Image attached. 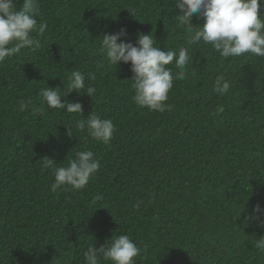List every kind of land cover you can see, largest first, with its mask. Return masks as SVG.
<instances>
[{
    "label": "trees",
    "instance_id": "1",
    "mask_svg": "<svg viewBox=\"0 0 264 264\" xmlns=\"http://www.w3.org/2000/svg\"><path fill=\"white\" fill-rule=\"evenodd\" d=\"M38 5L37 21L47 23L41 48L0 63V264H86L90 244L124 233L141 249L136 264H264L255 246L264 237V57L226 59L210 44H194L170 107L153 111L132 99L130 62L115 67L97 49L104 34L125 28V42L151 33L162 50H178L192 33L179 23L175 0ZM192 23L204 20L194 15ZM76 70L96 89L64 97L81 103V116L37 112L39 90L65 94ZM220 74L231 83L224 96L213 91ZM91 113L115 125L109 144L75 127ZM84 149L100 169L84 189L52 192L53 169H42L41 158L67 166ZM97 195L103 199L93 203ZM256 205L260 217L250 221Z\"/></svg>",
    "mask_w": 264,
    "mask_h": 264
},
{
    "label": "clouds",
    "instance_id": "2",
    "mask_svg": "<svg viewBox=\"0 0 264 264\" xmlns=\"http://www.w3.org/2000/svg\"><path fill=\"white\" fill-rule=\"evenodd\" d=\"M175 7L180 14L176 17L179 23L192 33L184 46L178 50L156 46L154 36L138 33L135 44L125 42L127 31L121 28L114 34H104L97 49L99 55L105 57L108 64L117 66L123 62L131 64L132 82L134 89L133 101L140 107L164 112L170 105L166 103L174 80L186 79L187 66L193 61L189 55L192 45L199 42L210 44L224 58L241 57L252 54L264 57V0H175ZM40 15L38 0H23L18 7L17 0H0V63L6 58L20 53L21 49L36 51L41 48L38 38L46 31L47 23L37 21ZM203 18L202 26L193 25L192 18ZM195 26V27H194ZM35 33V35H33ZM125 38V39H122ZM119 41V42H118ZM178 71L174 72L172 67ZM89 80H95V74H88ZM66 93L62 95L60 88L44 87L39 90L41 106L36 109L43 114L47 109L65 110L66 113H78L81 116L82 105L79 101L65 99L68 93L85 90L84 94L91 97L96 89L85 84V74L72 71L68 77ZM231 88V83L224 75H217L213 91L224 96ZM27 107L22 101L20 110ZM75 127L86 131L94 140L107 145L115 132L111 119L101 118L99 114L91 113L86 119L76 122ZM73 134L71 126L66 133ZM42 169H53L54 181L50 186L52 192L60 189L79 191L84 189L90 178L100 169V160L94 152L88 149L75 153L69 158L67 166L54 167L51 158L40 160ZM103 199L97 195L93 203ZM140 202L137 203L139 207ZM261 208L253 207L249 220L259 219ZM256 248L264 250V237L256 239ZM141 253L140 247L127 233L111 237L99 247L90 244L83 255L86 264H136V257Z\"/></svg>",
    "mask_w": 264,
    "mask_h": 264
}]
</instances>
